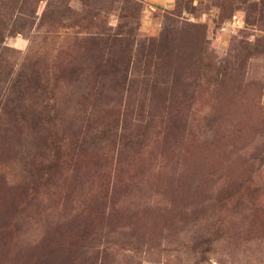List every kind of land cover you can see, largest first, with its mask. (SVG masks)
<instances>
[{"label": "rangeland", "instance_id": "obj_1", "mask_svg": "<svg viewBox=\"0 0 264 264\" xmlns=\"http://www.w3.org/2000/svg\"><path fill=\"white\" fill-rule=\"evenodd\" d=\"M0 264H264V0H0Z\"/></svg>", "mask_w": 264, "mask_h": 264}, {"label": "trees", "instance_id": "obj_2", "mask_svg": "<svg viewBox=\"0 0 264 264\" xmlns=\"http://www.w3.org/2000/svg\"><path fill=\"white\" fill-rule=\"evenodd\" d=\"M104 36H106V40H109V41H121V37H111V36H108V35H104ZM122 41H127L128 42V38H126L125 37V35L124 36H122ZM119 53L117 52V55H118ZM117 58H118V60H119V63H122L123 62V60H124V54L123 55H121V56H117ZM117 58H114V60H117ZM108 62L109 63H107V64H109V67L110 68H115L116 69V66H117V63L118 62H113V63H110L111 62V59L110 60H108Z\"/></svg>", "mask_w": 264, "mask_h": 264}]
</instances>
